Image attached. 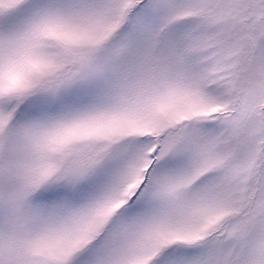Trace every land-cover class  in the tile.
<instances>
[{
    "label": "snow or ice",
    "instance_id": "snow-or-ice-1",
    "mask_svg": "<svg viewBox=\"0 0 264 264\" xmlns=\"http://www.w3.org/2000/svg\"><path fill=\"white\" fill-rule=\"evenodd\" d=\"M0 264H264V0H0Z\"/></svg>",
    "mask_w": 264,
    "mask_h": 264
}]
</instances>
